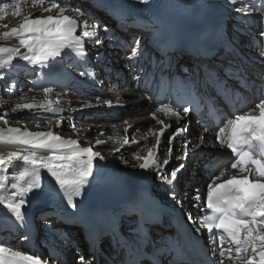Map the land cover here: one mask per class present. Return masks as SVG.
Here are the masks:
<instances>
[{"label":"bare ground","instance_id":"bare-ground-1","mask_svg":"<svg viewBox=\"0 0 264 264\" xmlns=\"http://www.w3.org/2000/svg\"><path fill=\"white\" fill-rule=\"evenodd\" d=\"M14 2L20 5L21 14L17 17L14 8L8 9L4 14V18L0 19V35L9 29V24H13L17 20L21 24L25 18L30 16L35 18L40 15L57 14L55 10L52 13H42L41 8L38 5H33L31 0H0V4H12ZM48 2L49 0H45L46 6ZM56 2L61 3L62 7H66L68 9L66 14L76 18L81 24L80 29L79 27L77 28L76 35H82L78 34V32L82 29L83 22L86 20L89 26V32L92 31L91 25H100L98 31L101 36L103 35L104 25H107L109 28L112 26L115 27L113 31L119 42L105 38L103 44L98 46L95 51H92L91 39L93 38L85 37L84 46L86 49H89V63L85 64L82 59L75 56V53L65 55L62 52L61 56L56 58L61 63L57 64L51 70L46 68L41 71L38 65H31L27 61L20 60L19 56H17L13 61V65L21 68L22 73H19V76L15 78L4 75L0 79V85H7L10 81L14 82V87L11 88L12 91L10 92L11 98L15 95L22 96L16 97V106L28 103L44 105V107H37L33 110L20 108L18 110H12L13 113H10V115L17 119L25 117L33 120L42 116L41 121L50 120L49 117L55 118L57 114L61 115L57 121L45 122L40 125L30 124V126L36 128L34 132H40L42 131L41 129H45L43 132L52 131L64 139H75L79 141L81 149L84 147H92L93 151L99 152L106 159L104 161H94V175L99 169L102 173V180L105 174L104 170L109 164H113L118 173L128 171L138 174L142 173L145 170L138 167L140 161H136L133 158V154L136 153L142 157L146 156L148 151L156 145L157 139H159L160 146L157 151V156L161 158L160 154L166 150L169 133L175 131L178 126H186L187 132L184 136L188 141L187 159H177V157L183 156V140L178 137L177 140L173 141L172 155L169 157V164L164 166V168L167 171L172 167H179L180 164L185 165L181 169V173H177V181L175 184L176 189L182 182L188 184L187 188H185L188 191L187 199L185 200L181 197L179 192V203L171 199L166 188L159 181L157 183H151L150 188L160 201L176 208L182 215H186L194 209L198 210L200 207L196 206L197 201L194 199L197 196V190L199 200L203 202L202 188L198 183L199 177L210 182L209 178L212 175H219L221 171L225 172L222 180L233 174H237V170L218 169L221 158L226 155V151H218V148L221 147L217 139L219 132H216L217 130L210 121L204 118L199 120L192 115L184 118L182 115V118L177 121L176 117L157 110L164 103L153 101L149 97L152 95V92L144 85V83L147 84L153 80V75H151L153 73L149 71V63L146 61L139 62V66H142L144 71L134 72L132 67L135 62L131 63L130 60L123 57L127 51L128 43L125 38L130 37L132 34L138 36L141 33L136 30L137 25L132 23V19L128 20L129 27L127 30H122L117 26L119 18L116 19L114 14H109V11L103 9L92 0H84L83 3L78 0H64V2L56 0ZM238 2H243L249 7L252 5L264 7V0H238ZM74 7H79L80 11L84 13V16H79L73 12L71 9ZM229 13L232 41L235 45L241 47L245 54H253L256 56L260 60V66L258 68H263L264 35H259L258 25L250 21L247 26V31L243 33L236 32L234 25L238 19L237 14L232 8H229ZM258 16L259 13H254L253 20L257 19ZM125 34L129 35L125 36ZM259 38L260 43L254 45V40ZM105 42L110 45L108 52H105ZM0 43H10L19 47L18 39L14 37L8 41H0ZM27 51V48L20 47L21 54H26ZM67 51L69 50L66 49L65 52ZM97 52L102 54L103 63L96 60ZM49 64L51 65V61H49ZM179 64L182 68L184 65L187 67L192 65L190 60L185 58L179 59ZM82 71L87 73L94 72L95 78L93 79L88 75L81 76L80 73ZM255 72V70H247V74L251 78H254L253 73ZM136 75L140 76L139 80L134 79ZM26 76L31 79L29 83L25 80ZM30 86L32 87L31 92L27 91ZM44 88H52L53 91L45 94ZM253 96L254 93L249 94L246 97L247 102H251ZM49 101H51L50 106ZM52 108L56 109V111H51L50 109ZM125 110H128L127 115L120 113V111L124 112ZM252 111L256 113L259 112V109L253 106ZM153 113H155V118L153 117ZM159 121H163V123ZM71 124L75 125V130L70 127ZM166 125L169 127L166 128ZM41 126L44 128H40ZM0 129L4 130L3 133H0V137H2L0 138V157L4 159V163L0 164V175L7 178L4 181V187L0 188V197L4 198V203H0V247L11 248L13 251H19L25 255L39 256L44 264H79L78 259L67 261V256H70V247L76 251L77 255L82 253L86 258L94 255L102 264H117L120 250L114 251L112 249L113 244L110 243L112 239L108 235L104 237L105 242L110 244L103 252L105 255L96 250L92 253L89 251L91 242L83 235V229L80 228L76 220L73 217L64 216L59 213L61 208L56 204L60 202L57 201L60 198L59 196L53 199L45 198L38 203L26 204L21 210L25 212L23 222L16 220L15 216L7 211L5 205L11 197L12 192L15 191L11 188V183L15 182V177L19 171H23L25 167L31 171L33 167L39 166L42 163H48L54 153L46 149L9 143L7 128L0 126ZM162 130L163 136L160 135ZM225 135L227 136L226 131ZM201 136L203 137L202 140L200 139ZM125 139L129 141V144L123 143ZM97 140L102 141V143L96 144ZM196 144H199V147H193ZM116 147L120 148V152L115 151ZM207 148L217 149V152L212 156L193 155L194 151ZM68 151V149H62L60 150V154H67ZM12 153H17L20 156H34L36 158V165L22 162L16 158L9 160V156ZM216 154H218L217 157ZM83 159H86V157H83ZM192 159H194V163H191ZM122 161H128V163L125 164ZM21 164H23V167L20 166ZM133 165L137 166L134 167ZM148 170L156 175L155 171ZM39 171L41 172L42 182L49 189L58 187L50 176L44 175L45 169L39 168ZM21 183L23 184L24 182L22 181ZM185 189L182 190L185 191ZM42 213H46L47 216L41 218ZM73 216L77 218L78 213L73 212ZM30 225H38L39 232H42L43 236L40 239L38 238L34 247L24 249L23 245L26 244L30 231L24 233L22 229ZM135 226V219L133 217H124L121 220V230L130 231ZM147 229L149 230V234L160 243L159 247L152 250H159L160 247L166 245L164 243H166L170 235L166 221L149 222ZM133 236L135 237L137 234ZM206 242L210 243L209 238H206ZM136 244L154 257H158L160 261L164 260L165 254L162 256L157 255V252L152 251L149 247L138 243ZM211 245L215 246L213 244ZM117 247H120V244H117ZM233 251H235L234 248ZM241 255L247 259L250 258L251 254L242 253ZM55 257L61 258L54 259ZM10 259H12L11 255L6 253L0 257V262L4 264ZM256 261L258 264V256L256 257ZM233 263H236V261L233 260ZM142 264L150 263L147 260H143Z\"/></svg>","mask_w":264,"mask_h":264},{"label":"snow or ice","instance_id":"snow-or-ice-1","mask_svg":"<svg viewBox=\"0 0 264 264\" xmlns=\"http://www.w3.org/2000/svg\"><path fill=\"white\" fill-rule=\"evenodd\" d=\"M33 5H38L42 13H52L56 11V15L49 14L47 16H31L25 18L19 27H13L11 31H5L0 35V41H8L11 38H16L19 41V47H0V73L7 72L13 66V61L19 56L20 60L27 61L31 65H38L40 70L48 68L51 70L57 64V57H60L62 52L65 55L75 53L77 58L87 64L89 63V49H86L84 38L91 39L92 51H95L98 46L103 44L105 38L118 41L114 31L107 25L103 26V35L99 34V24L91 25L92 31H88V24L85 20L82 26V35H76L77 28L81 27L78 20L66 14L68 9L62 7L61 3L56 0H49L47 6L45 0H31ZM64 2V0H61ZM225 2L237 14V22L234 25V30L243 33L248 30V24L252 21L259 27V35H264V7H249L238 0H225ZM138 3L144 6H149L150 0H138ZM113 7H118L113 5ZM10 8L15 9L17 17L20 16V5L18 3H3L0 4V19L4 18V14ZM79 16H84L79 7L71 9ZM259 13L257 19L253 20V14ZM34 15V14H33ZM129 14L121 13L118 27L122 30H127L129 27ZM132 23L136 24L137 19L131 17ZM148 32L151 42L158 46L160 51L164 53L165 59L158 63L153 61L154 67L161 73L169 67L167 61V53L175 46L176 39L170 35L166 26L159 19H153ZM223 46L226 50L232 51L235 54V49L232 48V42H224L222 34L218 31L215 36H207L202 34L197 40L192 42L190 50L198 57H210L216 55L219 47ZM20 47L27 48L26 54L20 53ZM131 56L127 58L131 61L132 57H137L133 63L132 70L134 72H143L144 68L139 66V60L146 55L144 46L138 36H134L131 43L127 44ZM69 50L65 52V50ZM139 50V51H138ZM96 60L103 63V56L97 52ZM51 61V65L49 64ZM185 72L189 69L184 68ZM204 72V80L201 81L200 73ZM230 71L239 72V69H231ZM81 76H91L95 78V73H87L82 71ZM134 79L139 80L140 76H134ZM261 84L264 85V74L260 77ZM209 83L218 84L215 73L212 72L205 64H195L189 72V92H193L198 85H202L205 89ZM45 94L53 91L52 88H44ZM203 101L209 107L210 112L214 111V102L211 97H202ZM51 101H49V106ZM37 107L43 108L44 105L23 104L17 105L16 108L33 110ZM259 109V116L253 115V111H249L242 115H236L234 119H228L227 124L220 128L217 139L221 147H226L231 150L230 155L233 156L234 162L229 165V170H237V174L231 175L227 179H223L225 172L221 171L219 175H212L206 191L204 202H200L197 190V196L194 197L198 207L204 210V219L201 221V227H205L208 231L209 242L215 245L213 254L217 255V260L214 264H257L256 257H259L258 264H264V101L256 105ZM51 111H56L52 108ZM165 114H170L176 117L177 121L183 116H187L190 112L196 111L195 108L189 106H178L177 109L161 106L157 109ZM155 118V113H153ZM163 123V121H159ZM5 123L7 120L5 119ZM59 126V125H58ZM70 127L75 130V125ZM169 127L168 125L165 126ZM230 129V134L227 139L224 138L225 131ZM205 130H207L205 128ZM4 130L0 129V133ZM187 132L186 126H178L175 131L169 133L166 150L161 153V158H158L157 151L160 146V140L157 139L153 149L148 151L146 156H140L134 153L133 158L140 161L138 167L140 169H151L156 172L157 178L162 182L171 199L179 203L178 193L176 191L177 173L185 167L180 164L179 167H172L165 170L164 166L169 164V157L172 155L173 141L179 137L183 140L182 157L177 159H187L188 157V141L184 134ZM8 142L27 145L34 148L46 149L52 151L54 155L48 163H42L39 166L33 167L31 171L24 168L19 171L15 177V182L11 183V188L15 190L5 205L7 211L13 214L16 220L23 222L25 212L22 208L26 204H33L42 201L43 199H53L59 196L65 199L67 204L72 209H78L82 201H76L75 197H81L86 186L95 187L102 183V173L98 169L94 175V161H104L106 158L100 155L99 152L93 151L92 147L80 148V142L75 139H64L52 131L46 132H31L19 128H8ZM163 136V130L160 133ZM2 138V137H0ZM201 140L203 137L201 136ZM102 141L97 140L96 144ZM124 144H129L125 139ZM135 143V141H133ZM199 147V144L193 145ZM68 149L67 154H60V150ZM116 152H120V148H115ZM86 157V159H83ZM16 158L22 162L36 165L34 156H20L17 153H12L9 160ZM127 164L128 161H122ZM4 163L3 157H0V164ZM23 167V164L20 165ZM134 167L137 165H133ZM39 168L45 169V176H50L54 181L55 187L49 189L42 182L41 172ZM7 178L0 175V188L4 187V181ZM24 182L23 184L21 182ZM0 203H4V198L0 197ZM145 200L141 195H137L130 199L121 202L118 210H113L107 213H96L92 218L91 223L103 226L108 234L115 237L119 232L121 220L124 217L135 216V227L130 229L131 234L136 235L137 239L144 237L146 233L145 217L143 215ZM209 211L211 214H209ZM46 213L41 214V218H45ZM192 220L191 214L188 216ZM47 226V225H46ZM199 232V229H197ZM227 242V243H226ZM233 248L235 251H233ZM139 251V250H138ZM10 254L12 259L9 264H44V262L36 255H25L19 251H13L11 248L0 247V257L4 254ZM250 253V258L245 259L241 254ZM55 257L54 259H60ZM2 264V262H0ZM79 264H99V260L93 255L86 258L82 253L79 255Z\"/></svg>","mask_w":264,"mask_h":264},{"label":"rangeland","instance_id":"rangeland-1","mask_svg":"<svg viewBox=\"0 0 264 264\" xmlns=\"http://www.w3.org/2000/svg\"><path fill=\"white\" fill-rule=\"evenodd\" d=\"M79 2L81 1L83 3L84 0H78ZM19 20H17L16 22H14L13 24H9V29L7 31H11V29L13 27H17L20 25L19 24ZM80 29V27H79ZM78 34H82V29L79 30ZM105 52L109 51L110 50V45L108 43L105 42ZM0 47H16L12 44H2L0 43ZM124 63V62H123ZM22 69L19 68L18 66L16 65H13L12 68L10 70H8L7 72H3V73H0V79L5 75V76H8V77H11V78H15L16 76H19V73H22L21 71ZM127 76L129 77V75L127 74ZM26 81H28V83L30 82V78L26 76L25 78ZM14 87V82L13 81H10L7 83V85H0V126L2 127H5V128H19L21 129L22 131L24 130H27V131H31V132H34V130H36L35 127H31L30 124H44L45 122L46 123H50V122H53V121H57L59 119V117L61 115H58L57 114V117H49L50 120H43L41 121L42 119V116H40L39 118H36L35 120L31 119V118H25V117H20V118H14L12 115H10V113H13L12 110H18L16 108V97H22L20 95H15L14 97L11 98V91ZM31 89L32 87L30 86L29 92H31ZM10 96V97H9ZM13 100V101H12ZM8 102V103H7ZM5 104V105H4ZM9 104V105H8ZM7 105V106H6ZM4 107V108H2ZM67 110V109H66ZM128 110H125L124 112L120 111L121 114L123 115H127V112ZM44 117V116H43ZM5 119L7 120V123H5ZM17 119V120H16ZM29 124V125H27ZM30 126V127H29ZM40 128H44V127H40ZM42 131L40 132H43L45 129H41ZM204 179V178H203ZM199 181H201V178L199 179ZM207 184H208V181L207 180H203L200 182V185H201V188H202V192L205 193L206 189H207ZM185 183L183 182V184H181V187L185 188ZM181 188V192L183 195H185L183 192H185L187 194V191H184L182 190ZM183 198H186V196H183ZM37 214V212H36ZM38 215V214H37ZM40 239V237H39ZM72 250H74L72 247L69 248V252H70V256L68 255L67 256V261H70L71 259L72 260H76L78 259L79 260V255H77L76 251L74 250V252H72ZM43 257H45V255H43Z\"/></svg>","mask_w":264,"mask_h":264}]
</instances>
